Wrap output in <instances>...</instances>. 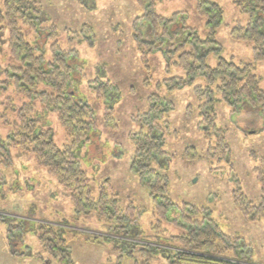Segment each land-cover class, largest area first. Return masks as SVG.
Masks as SVG:
<instances>
[{
    "label": "rangeland",
    "instance_id": "374dc122",
    "mask_svg": "<svg viewBox=\"0 0 264 264\" xmlns=\"http://www.w3.org/2000/svg\"><path fill=\"white\" fill-rule=\"evenodd\" d=\"M209 1L223 8L224 17L215 36L220 52L211 53L206 64L216 67L219 58L251 64L264 91V61L254 59L253 44L231 36L235 27L248 25L250 16L234 0ZM39 2L44 22L39 20L35 28L21 26L25 39L46 62L54 59L55 38L62 52L72 53L70 89L93 109L97 120L90 140L75 152L87 173L91 198L98 200L103 191L117 198L121 219L100 218L97 212L77 213L70 191L39 166L32 154L13 148L11 160L0 161V264H59L40 244L44 227L61 232L74 264H169L168 255L179 247L177 237L206 215L227 237L240 240V257L264 264V220L252 221L236 204L241 197L255 206L262 201L255 169L264 158V109L247 101L235 109L217 96L216 125L229 148L222 147L215 157H208L219 139L207 137L200 129L202 100L195 93L196 87L208 84L198 78L177 91L164 86L165 80L186 78L176 64L177 43L170 41L161 51L150 52L142 40L148 23L137 22L144 15L137 0ZM155 11L167 18L181 13L184 26L196 30L203 40L209 37L195 0H159ZM53 28L55 37L50 36ZM8 38L5 30L0 35V81L9 80L5 71L14 65ZM12 82L0 96V146L17 126L19 110L30 102L16 93ZM106 83L114 88L103 90ZM154 96L174 106L158 120L167 155L154 166L166 178L164 196L175 205L166 210L165 200L157 202L131 172L135 155L131 133L140 130L135 117L151 110ZM31 101L32 118L52 131L55 144L71 145L72 138L57 114L47 111L38 95ZM109 112L115 128L105 126Z\"/></svg>",
    "mask_w": 264,
    "mask_h": 264
},
{
    "label": "trees",
    "instance_id": "16d2710c",
    "mask_svg": "<svg viewBox=\"0 0 264 264\" xmlns=\"http://www.w3.org/2000/svg\"><path fill=\"white\" fill-rule=\"evenodd\" d=\"M158 1L137 0L144 12L137 22L144 20L148 23L146 34H142L147 39L144 40L141 35L143 44L150 47V52H155L161 51L170 41L177 43L174 49L175 54H178L176 64L186 72V78L165 80L163 84L170 91L180 90L198 78L206 80L208 86L196 87L195 93L202 100L199 106L202 116L200 129L207 137L214 136L219 139L217 148L212 147L208 151V157H215L216 151L220 153L222 147L229 148L223 131L216 125L217 96L235 109L245 101L264 109V91L260 78L254 73L251 64L237 63L233 59L219 58L216 67L206 64L205 60L211 53L220 52L215 36L222 24L224 10L219 4L209 0H195L196 11L205 18L209 32V37L203 40L196 30L183 25L181 13L170 18L158 14L155 11ZM234 1L242 13L250 16V21L245 27H235L231 36L234 40L253 44L254 59L264 61V0ZM42 16L43 10L39 0H4L3 6H0V35L8 30V42L14 59V65L5 71L9 80L0 81V96L9 91L11 79L16 93L30 100L19 110L17 126L0 146V161L5 163L11 160L13 148L28 152L34 156L39 166L47 169L61 186L70 191L77 213L97 212L100 218L121 219L117 198L108 197L104 191L98 200L91 198L87 173L75 152L76 148L84 146L90 140L97 120L93 109L78 100L70 89L73 66L69 57L72 53L62 52L55 38L52 45L54 59L52 62H46L25 39L21 26L35 28L40 24ZM138 27L139 25L137 30ZM55 35L54 30L50 36ZM214 46L215 49H212ZM113 88V85L106 83L103 90ZM35 95H38L47 111L57 114L67 136L72 138L71 145L63 148L57 146L52 131L44 129L41 121L32 118L34 109L31 100H34ZM150 103L151 110L148 113L135 117L140 130L131 133L135 149L131 172L137 175L141 184L150 190L157 202L160 198L165 200L163 208L166 210L169 205H175L164 196L167 192L166 178L159 174L154 166L167 155L164 150L165 138L158 120L164 113L173 111L174 106L158 96L151 97ZM112 114L109 112L105 116L107 128L117 127ZM255 173L262 186L261 204L255 206L244 197L236 199L242 213L252 221L264 220V158ZM176 240L179 247L168 255L169 264H262L240 257L237 250L241 244L240 240L227 237L207 215L203 221L194 222L187 233ZM40 244L59 264H74L70 248L65 245L61 232L44 227ZM230 250L234 253L232 256L228 254ZM152 252L148 251L150 258H153Z\"/></svg>",
    "mask_w": 264,
    "mask_h": 264
}]
</instances>
